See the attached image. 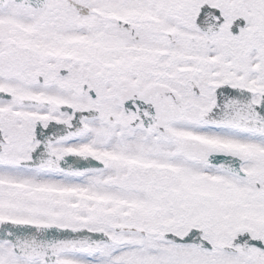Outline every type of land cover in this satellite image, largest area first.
<instances>
[{
  "label": "snow or ice",
  "instance_id": "snow-or-ice-1",
  "mask_svg": "<svg viewBox=\"0 0 264 264\" xmlns=\"http://www.w3.org/2000/svg\"><path fill=\"white\" fill-rule=\"evenodd\" d=\"M0 264H264V0H0Z\"/></svg>",
  "mask_w": 264,
  "mask_h": 264
}]
</instances>
